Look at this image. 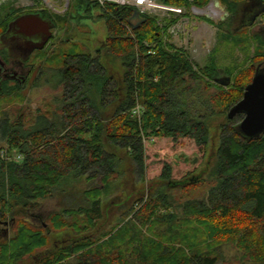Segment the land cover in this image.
I'll return each mask as SVG.
<instances>
[{
	"label": "trees",
	"instance_id": "1",
	"mask_svg": "<svg viewBox=\"0 0 264 264\" xmlns=\"http://www.w3.org/2000/svg\"><path fill=\"white\" fill-rule=\"evenodd\" d=\"M159 1L188 10L212 0ZM219 1L231 13L228 26L203 21L234 35L246 55L222 70L213 57L199 68L166 40L176 18L165 25L146 14L133 20L135 8L95 0H71L63 16L40 11L54 30L69 34L73 21H91L108 35L95 57L69 48L71 39L57 53L39 52L34 88L62 92L31 124L24 110L13 119L4 110L25 102V83L0 80V220L17 227L13 237L0 239V264H224L230 244L243 259L264 264V134L245 138L237 129L244 114L229 118L264 62V32L237 26L242 0ZM0 12V56L6 57L2 38L26 11L8 2ZM259 15L264 20V11ZM222 77L232 83L223 86ZM139 104L141 117L134 113ZM169 139L178 147L191 142L201 162L183 174L163 159L155 174L148 147ZM54 195L63 206L43 225L30 222ZM113 204L124 211L100 230ZM53 232L61 240L75 235L57 245Z\"/></svg>",
	"mask_w": 264,
	"mask_h": 264
},
{
	"label": "rangeland",
	"instance_id": "2",
	"mask_svg": "<svg viewBox=\"0 0 264 264\" xmlns=\"http://www.w3.org/2000/svg\"><path fill=\"white\" fill-rule=\"evenodd\" d=\"M8 2L13 3V9H16L18 13L23 10L39 12L43 9H47L62 16L68 14L71 5V0H0V6ZM230 16L231 13L219 0H212L211 3L203 9L196 7H192L188 10L182 9L181 13L172 15L171 19L176 18L178 21L169 29L166 40L177 49L184 50L188 53L190 59L199 68L205 67L210 58L213 57L220 70L225 67L230 69V67L240 65L242 62L246 61L245 53L242 52L239 47L236 48L234 35L228 36L222 32L219 26L210 25L202 19L203 17H206L218 25L224 23V26L226 27L228 25L225 23L228 22ZM160 23L165 25V19L160 20ZM137 24L138 23L135 22V26ZM237 26L239 28L243 26L241 16L238 19ZM249 31H251V33L264 32V28L261 24V15H258L256 20L254 19V23L249 25ZM54 32L55 38L49 48L43 51L44 53H53L52 51L57 53V49L61 47L59 44L62 40L68 41L71 39L73 42L68 44L69 48L72 47L77 53H85L95 57L98 48L104 45L108 35L107 29L103 24L92 23L91 21L85 22V24L73 21L71 23V31L69 34H66L63 31H58L57 29L54 30ZM39 52L36 51L38 54ZM253 57H255V55L254 48L252 47L250 50V60ZM41 63H43L41 60L34 62V71H40L39 66ZM258 67L260 71H264V62ZM33 85L34 82L32 81L24 90L28 93L25 102L21 103L16 100L13 103H8L4 106V110L10 115V117H12V119L13 117H17V111L22 109L26 115H28L26 118L27 124H31L36 113L39 110L41 112H46V109L52 105L51 103L54 101L55 96L62 92V89L55 91L48 86L34 88ZM184 142L186 143L185 146L181 145L178 147L169 139L149 146L148 150H151L152 153V155L147 156V165L149 169H152L154 172L155 168L161 166V161L164 159V161L172 162L173 166L182 173L184 171V173H186L188 170H193L201 160L196 154H192L193 146L191 145V142ZM3 144L4 143L0 142V145ZM185 157L189 160L188 162H185ZM154 173L156 174V172ZM206 185L207 184H204V188L201 189L207 190L208 185ZM174 194L178 198L181 197L180 190L174 191ZM64 204L67 205L68 203L64 202ZM60 206H63L62 197L54 195L53 197L43 200L41 206L33 211V215H29L27 219L36 225H43L47 220L48 214L58 210ZM123 211L124 210L117 209L114 204L105 208V220L100 224L99 229L105 230L110 228L111 225L113 226V224L116 223V219ZM11 226L10 220L6 222L3 219L0 220V239L8 240L13 237L17 227L12 228ZM56 234V232L52 233V241L53 244L57 245L61 241L67 242V240L73 239V235H75L70 234L65 240H61ZM225 258L226 261L224 264H255L247 259H243L242 251L234 244L225 247Z\"/></svg>",
	"mask_w": 264,
	"mask_h": 264
},
{
	"label": "flooded vegetation",
	"instance_id": "3",
	"mask_svg": "<svg viewBox=\"0 0 264 264\" xmlns=\"http://www.w3.org/2000/svg\"><path fill=\"white\" fill-rule=\"evenodd\" d=\"M240 5L243 25H251L254 23V19L256 20L257 16L263 11L264 0H242ZM25 11L26 12L24 13H20V16L11 22V28L9 27L8 32L2 38L6 47H8L9 54L6 57L0 56V80H11L19 83H25L26 87H28L30 82L33 81L35 83L37 81L40 74V72L34 71L35 67L33 61H35L38 55L36 51H44L49 48L53 42V35L55 32L54 25H52L51 37L47 40L44 47L39 48L45 40L43 33L40 32L39 34L28 36L27 33H33L34 31L28 25L19 27L17 21L31 15L39 16L42 19L44 18L41 16L40 11ZM250 21L252 23H250ZM259 71L258 67L257 72ZM222 78H224V80L226 79V77ZM231 83L232 79L230 84Z\"/></svg>",
	"mask_w": 264,
	"mask_h": 264
},
{
	"label": "water",
	"instance_id": "4",
	"mask_svg": "<svg viewBox=\"0 0 264 264\" xmlns=\"http://www.w3.org/2000/svg\"><path fill=\"white\" fill-rule=\"evenodd\" d=\"M139 17L140 14L136 11L132 19L134 20ZM17 23L19 27H23L24 25L31 27L34 32L27 33L28 36H33L40 32L43 33L45 40L39 48L44 47L52 35L51 28L53 24L49 20H44L39 16L31 15L24 17L19 19ZM250 23L252 22L250 21ZM217 82L227 87L231 82V78L226 77L225 80L224 78H218ZM239 113L244 114V119L237 126V129L245 138L251 140L259 138L264 134V72L259 71L256 73L253 81L246 87L242 100L230 110L229 118H233Z\"/></svg>",
	"mask_w": 264,
	"mask_h": 264
},
{
	"label": "built area",
	"instance_id": "5",
	"mask_svg": "<svg viewBox=\"0 0 264 264\" xmlns=\"http://www.w3.org/2000/svg\"><path fill=\"white\" fill-rule=\"evenodd\" d=\"M101 6H106L107 4H114L122 7H133L135 8L139 14H146L155 17H162L159 18L160 20H164L166 18H171L172 14L181 13L182 9L176 8L173 6L165 5L161 3L159 0H95ZM156 80V79H155ZM134 113L141 117L142 115V107L141 105H137L134 110ZM3 155L4 152H1ZM21 159V156H17Z\"/></svg>",
	"mask_w": 264,
	"mask_h": 264
}]
</instances>
